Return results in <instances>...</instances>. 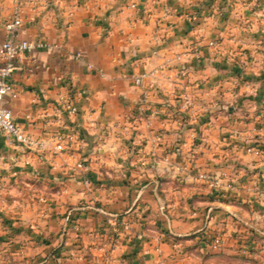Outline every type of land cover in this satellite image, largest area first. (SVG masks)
<instances>
[{
    "label": "crops",
    "instance_id": "crops-1",
    "mask_svg": "<svg viewBox=\"0 0 264 264\" xmlns=\"http://www.w3.org/2000/svg\"><path fill=\"white\" fill-rule=\"evenodd\" d=\"M20 2L16 37L50 47L4 105L45 143L0 132V264H264V0ZM221 171L220 189L197 177Z\"/></svg>",
    "mask_w": 264,
    "mask_h": 264
},
{
    "label": "built area",
    "instance_id": "built-area-1",
    "mask_svg": "<svg viewBox=\"0 0 264 264\" xmlns=\"http://www.w3.org/2000/svg\"><path fill=\"white\" fill-rule=\"evenodd\" d=\"M20 0H16L12 9L11 16L4 21V26L10 36L0 42V132L4 135L5 139L10 143H16L21 149L25 150L27 147L37 146L44 149V141L41 139L34 140L29 138L23 129L15 122L12 110L4 105L5 96L11 91L10 76L12 70L15 68L16 63L20 60L21 56L27 52H33L38 48L50 47V44L42 40H33L28 38H17L16 31L23 24V16L21 14ZM210 44H214V41H210ZM80 54V53H78ZM32 63L35 64V58H31ZM144 74H138L134 77V81L137 85H141ZM69 79L73 81L72 74H69ZM68 113H74L76 106L73 103L69 93L64 92L58 96L57 100ZM191 100L185 98L183 106L191 105ZM55 142L52 145V151L58 153L63 151L65 144L73 138V134L63 135L61 132L54 134ZM256 155H264V149L261 147L253 148ZM78 166L82 165V162H77ZM224 172H219L216 175H210L207 172H199L197 177L204 181L210 188L220 189L224 186L223 183ZM264 177V170L261 172ZM161 209H164V204L161 205ZM210 217V214H207ZM123 228H127L129 221H121ZM114 246L118 244L119 235L115 234ZM221 243L220 234H216L212 237V246L217 247ZM158 264H164L163 259L158 261Z\"/></svg>",
    "mask_w": 264,
    "mask_h": 264
},
{
    "label": "trees",
    "instance_id": "trees-1",
    "mask_svg": "<svg viewBox=\"0 0 264 264\" xmlns=\"http://www.w3.org/2000/svg\"><path fill=\"white\" fill-rule=\"evenodd\" d=\"M252 237L254 240H258V239H261L262 235L254 232ZM250 251H253V250L251 249Z\"/></svg>",
    "mask_w": 264,
    "mask_h": 264
},
{
    "label": "rangeland",
    "instance_id": "rangeland-1",
    "mask_svg": "<svg viewBox=\"0 0 264 264\" xmlns=\"http://www.w3.org/2000/svg\"><path fill=\"white\" fill-rule=\"evenodd\" d=\"M253 232H254V231H253ZM243 243H244V246L250 251L251 249H249V247H247V246L250 245V243H248V242H246V241H244ZM252 250H253V249H252Z\"/></svg>",
    "mask_w": 264,
    "mask_h": 264
}]
</instances>
